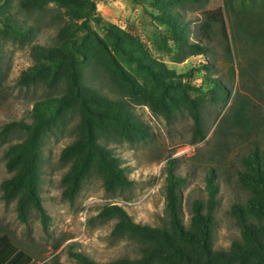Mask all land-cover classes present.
I'll return each instance as SVG.
<instances>
[{"label": "rangeland", "instance_id": "rangeland-1", "mask_svg": "<svg viewBox=\"0 0 264 264\" xmlns=\"http://www.w3.org/2000/svg\"><path fill=\"white\" fill-rule=\"evenodd\" d=\"M6 0L0 3V9ZM264 0H255L245 8H259ZM19 0H11L13 11L38 26L32 41L16 38L0 23V240L12 242L33 258L32 264H79L72 256L82 252L97 262H108L120 257L139 258L140 243L129 236L112 234L115 218L99 215L105 204L123 206L139 223L162 226L167 221L166 175L172 162L176 174L185 178L180 187L182 215L186 223L191 215L194 199H208L206 177L215 175L218 186V204L215 211L213 243L216 249H229L234 240L241 239V230L232 215V205L244 202L249 193L237 178L241 157L258 143L264 149V43L253 46L249 40H235L233 24L236 21L223 0L188 4L178 9L189 23L192 39L202 38L211 47L208 55L176 56L166 52L160 40L169 38L164 24L153 17L158 12L151 0H96L97 14L110 22L125 37L134 40V50L153 66L161 68L167 89L155 83L136 64L131 66L117 53L138 83V91L128 97L119 87L109 69V55L102 51L103 63L89 82L110 96H125L130 110L145 124L150 132L146 139L127 140L108 137L102 142L117 156L131 180L128 187L108 191L103 176L92 170L84 180L82 189L73 201L63 194L62 177L70 164L61 159L63 149L76 137L78 113H70L63 125L43 138V162L40 191L43 205L50 217L49 228L43 229L40 214L30 209L26 221L18 216L17 200L3 197L1 182L12 176L7 167L6 151L10 144L24 138L20 131H6L5 124L14 120H30L33 104L47 96L62 93V88L46 82L20 83L22 73L36 63L32 46L49 45L56 41L59 28L69 20L66 9L54 3L46 5L41 13L23 12ZM20 14V15H21ZM24 17V18H25ZM106 42L110 37L90 25ZM90 31H81L80 36ZM92 39V47H101ZM172 46L173 42L168 41ZM98 45H97V44ZM77 56L83 58L78 52ZM83 60V59H81ZM108 63V64H107ZM209 63L211 69L200 68ZM199 68L200 71L194 69ZM216 78L230 88V96L215 102L192 89L206 88V79ZM172 84V86H169ZM175 85V86H174ZM160 106L154 110L150 103L137 102L142 95ZM200 106L205 138L194 141L193 117L186 107V97ZM249 101L248 126L240 115L241 101ZM149 102V101H148ZM168 109L169 113H164Z\"/></svg>", "mask_w": 264, "mask_h": 264}, {"label": "trees", "instance_id": "trees-1", "mask_svg": "<svg viewBox=\"0 0 264 264\" xmlns=\"http://www.w3.org/2000/svg\"><path fill=\"white\" fill-rule=\"evenodd\" d=\"M151 2L159 9L153 14L154 19L164 24L169 32L168 39L160 40V45L166 52H174L176 56L183 55L186 58L208 55L211 52L210 45L203 42L202 38H191L189 23L178 9L179 6L209 3L210 0ZM223 2L236 18L233 24L235 40L246 39L253 46L264 43V3L258 9L253 8L247 12L245 8L253 5L255 0ZM49 3L64 7L65 14L70 18L59 28L55 43H36L32 46V56L36 63L22 73L19 82H46L62 88V93L37 100L33 104L29 121L21 119L5 124L6 131H20L24 133V138L9 145L6 151L7 167L13 174L1 182L4 199L17 200L19 218L26 221L30 209H35L40 214L46 232L50 217L43 205L40 182L42 143L47 133L63 125L70 113H78L77 137L61 153V159L70 164L69 170L62 177L63 194L70 201L80 192L84 180L92 170H97L103 176L108 191L131 185L117 156L102 142L104 138L111 136L133 140L146 139L151 135L140 118L130 110L125 96H110L89 82L97 72L98 65L103 63L102 51L109 55V69L115 81L131 99L139 85L114 52L122 56L127 65L136 64L155 85L167 89L162 69L153 66L135 52L134 40L123 36L120 29L97 14L96 0H19L18 6L23 12L41 13ZM20 14V11L12 10L11 0H6L0 9V23L16 38L32 41L37 35L38 26L29 22L28 17H22L24 13ZM91 24L103 30L111 41L103 40L94 32ZM83 30L93 32V35L86 33L85 36H80L79 33ZM91 38L99 44L101 52L92 47ZM168 41L173 42L172 46ZM76 52L83 58L77 56ZM200 68L209 70L211 65L203 63ZM194 70L200 71L199 68ZM205 84V89L203 86L191 87L215 102H223L230 96V88L220 79L209 78ZM137 102L150 103L156 111L160 108L147 99L145 94ZM248 104V99L243 98L240 115L246 118V123L237 120L235 125L246 128L250 124ZM186 107L193 117L194 141L203 140L205 130L199 104L187 96ZM163 111L169 113L168 109ZM240 161L242 167L237 171L238 182L249 195L244 202L232 205L231 212L241 230V239L234 240L229 249H216L213 243L218 204V186L214 173L211 172L206 177L208 199H194L191 202V215L186 223L179 192L185 178L176 174L174 165L170 162L165 190L168 219L164 225L136 222L119 204H105L99 213L101 217L116 219L113 235L129 236L140 243L139 258L120 257L101 263L82 252H74L72 256L79 264H264V149L255 143ZM32 263L33 258L29 253L12 242L0 240V264Z\"/></svg>", "mask_w": 264, "mask_h": 264}]
</instances>
